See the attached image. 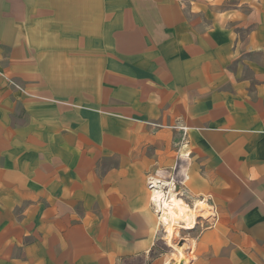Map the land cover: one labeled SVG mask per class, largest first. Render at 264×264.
<instances>
[{
	"label": "crops",
	"instance_id": "0c3cea01",
	"mask_svg": "<svg viewBox=\"0 0 264 264\" xmlns=\"http://www.w3.org/2000/svg\"><path fill=\"white\" fill-rule=\"evenodd\" d=\"M0 264H264V0H0Z\"/></svg>",
	"mask_w": 264,
	"mask_h": 264
},
{
	"label": "bare ground",
	"instance_id": "6f19581e",
	"mask_svg": "<svg viewBox=\"0 0 264 264\" xmlns=\"http://www.w3.org/2000/svg\"><path fill=\"white\" fill-rule=\"evenodd\" d=\"M154 183L156 184L157 187L154 189L155 192H153L154 193L153 201H154L155 205L157 206L158 210L162 212V217H161V214H160V217H161V221L160 222L163 224V226L169 225L168 216H167L168 212L170 214V218L172 219L173 223L175 222L176 218H178V219L180 218L181 219L180 214L178 213L179 215H176V213L173 211L174 207L176 206L175 205V206L172 207V205L174 204L173 197H172V199L170 201H167L165 199V196H164V192H163V188H162L163 185L159 186V184H157L156 180L154 181ZM172 196H174V195H172ZM170 198H171V196H170ZM175 202H176V200H175ZM166 212H167V214H166ZM181 213H183V212H181ZM187 226H189V225H187ZM168 229H170V228H168ZM166 231H167V229H166ZM171 234H172V229L167 231V236H168L167 240H168V238L171 237Z\"/></svg>",
	"mask_w": 264,
	"mask_h": 264
},
{
	"label": "rangeland",
	"instance_id": "374dc122",
	"mask_svg": "<svg viewBox=\"0 0 264 264\" xmlns=\"http://www.w3.org/2000/svg\"><path fill=\"white\" fill-rule=\"evenodd\" d=\"M162 188H163V191L166 193V192H168L169 191V188H170V186H166V187H163L162 186ZM168 195V194H167ZM193 217H194V215H193ZM194 221H195V217H194ZM184 227H187V224L186 223H183V221L182 220H179L177 223H175L174 224V226H173V230H172V234H171V237L170 238H168V242H170L171 240L170 239H172V236H173V234L175 233L176 235H175V237L176 238H178V233H179V230H184V229H182V228H184ZM165 229H166V227H164ZM168 230H171V228L170 229H167V231ZM167 235V234H166Z\"/></svg>",
	"mask_w": 264,
	"mask_h": 264
},
{
	"label": "built area",
	"instance_id": "2783aa9c",
	"mask_svg": "<svg viewBox=\"0 0 264 264\" xmlns=\"http://www.w3.org/2000/svg\"><path fill=\"white\" fill-rule=\"evenodd\" d=\"M173 179H174V177H172V180ZM155 180L156 179H149L148 182H147V188L152 194L155 191L154 189L157 187L156 184L154 183ZM156 181H157V184H159V186L163 185V183L159 179H157ZM163 187H166V186H163Z\"/></svg>",
	"mask_w": 264,
	"mask_h": 264
}]
</instances>
